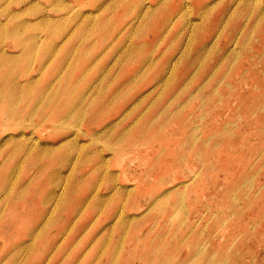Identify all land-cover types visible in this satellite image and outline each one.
<instances>
[{
    "label": "rangeland",
    "instance_id": "obj_1",
    "mask_svg": "<svg viewBox=\"0 0 264 264\" xmlns=\"http://www.w3.org/2000/svg\"><path fill=\"white\" fill-rule=\"evenodd\" d=\"M0 264H264V0H0Z\"/></svg>",
    "mask_w": 264,
    "mask_h": 264
},
{
    "label": "bare ground",
    "instance_id": "obj_2",
    "mask_svg": "<svg viewBox=\"0 0 264 264\" xmlns=\"http://www.w3.org/2000/svg\"><path fill=\"white\" fill-rule=\"evenodd\" d=\"M10 98H12V97H10ZM12 101V100H11Z\"/></svg>",
    "mask_w": 264,
    "mask_h": 264
}]
</instances>
